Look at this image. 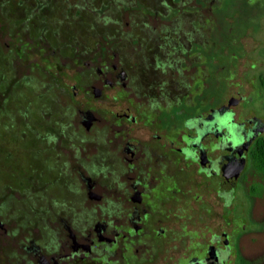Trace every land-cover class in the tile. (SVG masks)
Instances as JSON below:
<instances>
[{
  "label": "flooded vegetation",
  "instance_id": "flooded-vegetation-1",
  "mask_svg": "<svg viewBox=\"0 0 264 264\" xmlns=\"http://www.w3.org/2000/svg\"><path fill=\"white\" fill-rule=\"evenodd\" d=\"M153 22H127L124 39L105 50L93 31L82 43L64 26L71 56H52L75 70V85L23 88L21 107L11 99L35 75L16 59L10 77L0 72V176H9L0 182V264H152L166 238L161 225L179 221L180 160L217 179L221 199L252 164L260 122L234 121V99L185 121L179 136L180 112L194 109L192 86L209 73L204 59L192 62L189 31ZM6 138L44 165L5 166L14 153L5 149L15 148ZM167 239L178 245L177 232ZM228 243L190 244L175 264H219Z\"/></svg>",
  "mask_w": 264,
  "mask_h": 264
},
{
  "label": "rangeland",
  "instance_id": "rangeland-1",
  "mask_svg": "<svg viewBox=\"0 0 264 264\" xmlns=\"http://www.w3.org/2000/svg\"><path fill=\"white\" fill-rule=\"evenodd\" d=\"M156 17L160 21L167 19L181 24L189 31L192 44L188 50L194 53L192 62L202 67L204 59V70L209 73L205 84L201 81L204 79L199 78L201 80L192 86L194 109L180 112L179 136L188 132L185 121L203 118L208 106L216 109L231 99H238L236 103L233 101L236 105L233 103L230 107L234 121L255 117L260 122L258 138L264 140L261 81L264 76V0H0V72L10 77L13 59H16L21 73L35 75V79L23 82L28 87L19 85L11 104L24 105L20 99L25 92L23 88L57 87L56 83L68 88L75 85V70L62 65L60 55L52 56L56 49L65 56L73 50L62 38L64 26L68 35L78 34L73 37L82 43H87L93 31L105 50V45L124 39L127 22L154 23ZM35 29L45 34L44 42L37 40L39 34H34ZM119 44L115 45L122 49ZM204 85L208 88L204 89ZM8 140L11 141L6 138L4 145H11ZM12 146L15 148L5 149V152H14L12 161L5 166L22 167L20 171H23L30 166L44 165L42 161H32L16 143ZM180 165L183 170L179 174V221L174 223L169 219L161 225L166 238L161 240L160 254L152 264H175L177 258L188 257L190 244H196L198 250L214 237H226L229 241L231 250L226 264H264V177L253 163L225 199L218 194L217 179L194 174V168L191 173L181 160ZM7 180L9 176H0V182ZM172 232L178 233V245L175 241L168 242Z\"/></svg>",
  "mask_w": 264,
  "mask_h": 264
},
{
  "label": "trees",
  "instance_id": "trees-1",
  "mask_svg": "<svg viewBox=\"0 0 264 264\" xmlns=\"http://www.w3.org/2000/svg\"><path fill=\"white\" fill-rule=\"evenodd\" d=\"M264 86V76L261 79ZM252 163L256 171L264 177V140H259L252 153Z\"/></svg>",
  "mask_w": 264,
  "mask_h": 264
},
{
  "label": "water",
  "instance_id": "water-1",
  "mask_svg": "<svg viewBox=\"0 0 264 264\" xmlns=\"http://www.w3.org/2000/svg\"><path fill=\"white\" fill-rule=\"evenodd\" d=\"M235 103L238 102V99H236L234 101ZM258 133H260V130L258 131ZM224 241H226V237H223ZM226 258H227V253L222 257L221 261L219 262V264H225V261H226Z\"/></svg>",
  "mask_w": 264,
  "mask_h": 264
}]
</instances>
